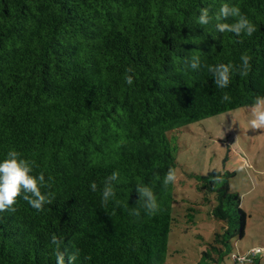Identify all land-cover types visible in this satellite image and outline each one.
<instances>
[{"label": "trees", "instance_id": "1", "mask_svg": "<svg viewBox=\"0 0 264 264\" xmlns=\"http://www.w3.org/2000/svg\"><path fill=\"white\" fill-rule=\"evenodd\" d=\"M229 2L256 26L251 37L196 24L200 8L216 11L221 0H0V158L14 148L35 161L42 192L53 196L42 211L20 197L15 212L0 211V264H55L58 250L68 264L72 249L77 264H166L176 219L174 182L163 180L177 168L168 133L264 94V0ZM244 53L252 57L247 74L217 88L209 66L238 67ZM192 55L199 70L186 67ZM225 92L230 102H221ZM113 171L116 196L102 206ZM193 177L202 202L214 203L209 216L223 223L198 264H261L231 253L249 218L230 190L235 172ZM141 183L157 197L152 214L138 202Z\"/></svg>", "mask_w": 264, "mask_h": 264}, {"label": "rangeland", "instance_id": "2", "mask_svg": "<svg viewBox=\"0 0 264 264\" xmlns=\"http://www.w3.org/2000/svg\"><path fill=\"white\" fill-rule=\"evenodd\" d=\"M250 119V108H238L168 133L177 168L172 205L176 220L166 264H198L221 230L223 223L208 214L214 203L202 202L193 177L212 170L235 172L230 190L239 194L241 208L249 216L245 238L232 242L231 253L245 255L264 246V129L251 128ZM260 263L264 264V255ZM220 264L233 262L228 257Z\"/></svg>", "mask_w": 264, "mask_h": 264}, {"label": "clouds", "instance_id": "3", "mask_svg": "<svg viewBox=\"0 0 264 264\" xmlns=\"http://www.w3.org/2000/svg\"><path fill=\"white\" fill-rule=\"evenodd\" d=\"M234 18L233 22H228ZM215 21V29L219 33H232L236 36L241 34L251 37L256 32L254 23L244 15L238 6L230 4L229 0H221L218 10L213 11L211 6L200 8L199 15L196 16V24L199 26H207ZM227 21V22H226ZM252 57L248 53H244L240 57V65L234 66L232 63H217L209 66V72L213 76L214 85L219 89H226L230 84V80L234 73L239 71L241 75H246L250 68ZM186 67L196 71L201 67V57L192 55L185 58ZM126 83L133 84L134 71L132 68L127 70ZM230 95L225 92L221 97V102H230ZM251 119L248 121L253 129H264V94L257 95L254 103L249 105ZM35 161L26 159L22 154L10 148L3 158H0V211L8 210L15 212L13 205L17 198L20 197L27 204L37 210H44L45 205L52 204L53 196L51 193L42 192L46 186V179L43 173H34ZM50 179V178H49ZM119 173L113 171L108 175L102 187L100 188L101 205L106 206L110 201L115 199V183L118 182ZM175 169L169 168L165 174L163 183L168 185L175 182ZM92 192L98 190L96 182L89 185ZM135 190L142 202V207L146 213L152 214L158 208L157 197L151 187L146 184H137ZM133 215H139L137 208H132ZM53 244H61L56 235L51 238ZM80 252L79 249H72L68 256V264H77ZM55 264H65L64 254L58 250L55 257Z\"/></svg>", "mask_w": 264, "mask_h": 264}, {"label": "built area", "instance_id": "4", "mask_svg": "<svg viewBox=\"0 0 264 264\" xmlns=\"http://www.w3.org/2000/svg\"><path fill=\"white\" fill-rule=\"evenodd\" d=\"M261 255H264V247L251 248L246 255H242L239 257V261L243 262L244 260H246V257L255 258Z\"/></svg>", "mask_w": 264, "mask_h": 264}, {"label": "crops", "instance_id": "5", "mask_svg": "<svg viewBox=\"0 0 264 264\" xmlns=\"http://www.w3.org/2000/svg\"><path fill=\"white\" fill-rule=\"evenodd\" d=\"M262 247H264V246H262ZM254 248V247H253Z\"/></svg>", "mask_w": 264, "mask_h": 264}]
</instances>
